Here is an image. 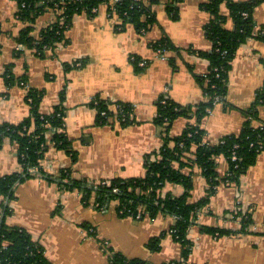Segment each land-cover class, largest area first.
<instances>
[{
	"label": "crops",
	"instance_id": "0c3cea01",
	"mask_svg": "<svg viewBox=\"0 0 264 264\" xmlns=\"http://www.w3.org/2000/svg\"><path fill=\"white\" fill-rule=\"evenodd\" d=\"M159 1L153 8L158 22L146 34H139L131 24L118 31L119 19L111 17L104 4L93 17L76 16L66 32L67 43L48 52L46 58H39L17 46L16 39L26 27L17 17V2L0 0V124L22 122L30 115L27 89L44 90L41 112L49 114L56 105H63L65 131L78 153L74 164L66 151L51 147L41 161L43 176L20 184L15 200L10 202L12 213L7 224L26 229L44 248L51 264H110L106 247L147 264L182 260V246L170 233L175 218L165 214L154 219L122 218L116 202L99 208L95 195L85 203L79 189H61L51 180L66 169H73L76 180L93 182L145 177L146 156L163 147L160 128L154 122L158 99L165 95L182 106H196L206 100L196 76L208 73L209 62L195 53L210 52L213 47L204 32L211 19L201 8L204 0L181 3L177 21L167 12L170 0ZM223 12L227 14V8ZM254 19L258 25L264 24V4L256 8ZM54 20L52 12L41 15L34 25V36ZM229 27H233L232 23ZM165 36L180 53L162 55L154 51L151 44ZM17 50L22 51L19 56ZM133 56L142 58L148 67L137 72ZM173 57L175 67L170 63ZM77 62L84 66L65 69ZM11 64L12 85L5 78ZM24 78L27 83H20ZM263 86L264 41L254 38L239 47L232 62L226 100L218 103L201 123L205 142L217 144L225 136L240 133L246 122L245 112L256 103ZM96 97L132 105L134 124L122 127L115 121L114 125H96L97 112L91 107ZM262 121L264 105L258 107L252 125L257 127ZM188 123L187 118L177 119L172 136H180ZM218 164L221 178L227 174L229 163L222 157ZM19 171L18 148L6 140L0 150V177ZM182 172H194L190 202L200 201L206 196L207 180L197 167L184 168ZM163 194L179 197L184 188L168 184ZM248 213L254 223L247 233L219 237L201 230L211 227L237 232ZM3 217L4 202L0 198V223ZM163 233L167 234L161 249H148V242ZM188 239L193 243L188 264H264V152L239 187L221 185L217 189L208 206L198 213Z\"/></svg>",
	"mask_w": 264,
	"mask_h": 264
},
{
	"label": "trees",
	"instance_id": "16d2710c",
	"mask_svg": "<svg viewBox=\"0 0 264 264\" xmlns=\"http://www.w3.org/2000/svg\"><path fill=\"white\" fill-rule=\"evenodd\" d=\"M18 4L17 17L26 24L25 29L16 39L17 46H22L39 58H46L48 52L54 51L60 44H66V32L72 27L76 16L87 14L95 16L99 7L106 4L110 16H116L119 24L118 31L125 29L127 24L135 27L139 34L148 33L157 24L154 6L159 0H14ZM186 0H170L167 12L172 20L180 18V4ZM264 4V0H204L201 8L208 12L211 19L204 26V32L212 43L210 52L195 51V53L209 62L206 75L196 76L198 83L204 90L206 100L196 106H182L172 99L162 95L157 101V115L155 124L160 128L163 147L158 153L146 156V176L143 178L103 180L93 182L86 179L73 178V169L63 170L51 180L61 189H79L85 203L94 195L99 208H106L112 202L117 203L118 215L122 218L131 217L137 220L156 218L159 214L175 218V224L170 233L182 246V260H174L164 264H188L187 259L193 248L188 239L190 228L194 225L198 213L206 208L211 197L216 194L221 185L239 187L241 180L248 170L256 165L258 158L264 152V121L257 127L252 121L257 118V110L264 105V86L258 92L256 103L245 112L246 122L238 134L225 136L217 144L205 142V132L201 123L216 106L215 102L225 101L228 95L229 72L239 47L250 39L264 41V24L258 25L254 19L257 7ZM24 5V6H23ZM227 8L228 13L223 12ZM46 12H52L55 20L34 36V25L37 19ZM233 27L230 28L229 24ZM151 47L158 54L180 53L172 40L165 36ZM22 51L17 50L19 56ZM175 58L170 63L175 67ZM132 64L137 72L144 71L148 64L142 58L133 56ZM83 62L65 66L66 70L81 68ZM7 67L5 78L8 84H13L11 69ZM191 68V67H190ZM192 69V68H191ZM26 79L19 82L27 83ZM26 100L30 106V115L18 124H0V150L5 141L9 140L18 148V161L21 171L0 177V198L4 202V217L0 223V264H51L45 255L44 248L33 240L29 232L18 226L7 224V217L11 215L10 202L16 198V188L34 176H43L41 161L51 147L66 151L75 164L78 153L65 131V110L62 104L56 105L49 114L40 110L45 92L44 90L27 89ZM65 97L62 95L61 100ZM96 110V125L105 126L118 122L127 127L134 124L133 106L121 102H109L96 97L91 103ZM179 118H187L188 125L183 133L174 137L171 129ZM55 132L51 134L52 130ZM192 154L193 156H190ZM236 160H233V157ZM225 157L229 168L227 174L220 178L218 160ZM178 164L179 167L175 165ZM200 170L208 183L206 196L196 203L190 202L193 189V176L184 174L182 169ZM168 184H180L184 194L174 197L164 195V188ZM254 223L253 216L248 213L243 220L242 229L237 232L219 228L201 227L203 233L214 236H225L233 233H247ZM91 229L89 226H84ZM167 233L152 238L147 247L153 252L161 249V242ZM95 235V234H93ZM110 264H147L139 259H129L106 247Z\"/></svg>",
	"mask_w": 264,
	"mask_h": 264
},
{
	"label": "built area",
	"instance_id": "2783aa9c",
	"mask_svg": "<svg viewBox=\"0 0 264 264\" xmlns=\"http://www.w3.org/2000/svg\"><path fill=\"white\" fill-rule=\"evenodd\" d=\"M116 2H120V1H122V0H115ZM24 6V5H23ZM20 47H22V46H20ZM221 101H219V99H217L216 100V102H215V104L217 105L218 103H220ZM212 111H209V114L211 113ZM263 127H264V124L262 125ZM55 132V129L54 130H52V132H51V134H53ZM233 160H236V157L234 156L233 157ZM172 233L174 232V231H171Z\"/></svg>",
	"mask_w": 264,
	"mask_h": 264
}]
</instances>
